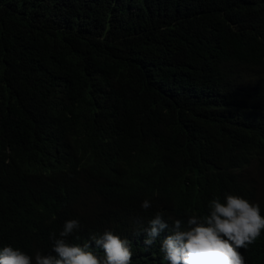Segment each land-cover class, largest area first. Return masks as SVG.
Returning a JSON list of instances; mask_svg holds the SVG:
<instances>
[{
	"label": "trees",
	"instance_id": "1",
	"mask_svg": "<svg viewBox=\"0 0 264 264\" xmlns=\"http://www.w3.org/2000/svg\"><path fill=\"white\" fill-rule=\"evenodd\" d=\"M227 194L264 216V0H0V246L47 255L77 219L69 243L168 264L159 238ZM238 251L264 264V231Z\"/></svg>",
	"mask_w": 264,
	"mask_h": 264
},
{
	"label": "clouds",
	"instance_id": "2",
	"mask_svg": "<svg viewBox=\"0 0 264 264\" xmlns=\"http://www.w3.org/2000/svg\"><path fill=\"white\" fill-rule=\"evenodd\" d=\"M49 192L58 198L60 207V194L56 190ZM150 207L147 199L141 204L144 210ZM208 207V214L190 215L186 224L176 219L172 234L159 238L160 252L168 264H245L244 256L238 249H247L264 231V216L259 204L239 195L227 194L224 202L214 198ZM29 214L30 225L41 228L36 219L37 213L29 211ZM80 227L77 219L67 220L59 237L52 234L54 243L51 252L45 255L37 251L34 259L12 242H7L0 246V264H132L129 241L111 230H105L98 237L92 236L90 243L83 246L69 243L66 238ZM167 227L162 215L157 213L144 229L146 236L143 244L151 247ZM93 244L103 250V257L90 250Z\"/></svg>",
	"mask_w": 264,
	"mask_h": 264
}]
</instances>
